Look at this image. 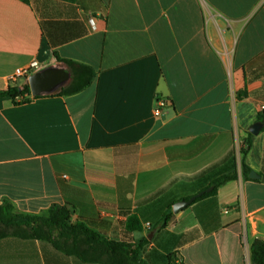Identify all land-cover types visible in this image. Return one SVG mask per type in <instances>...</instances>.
Instances as JSON below:
<instances>
[{"label": "crops", "instance_id": "crops-1", "mask_svg": "<svg viewBox=\"0 0 264 264\" xmlns=\"http://www.w3.org/2000/svg\"><path fill=\"white\" fill-rule=\"evenodd\" d=\"M56 57L96 76L71 95L0 96V204L38 215L74 201L73 223L146 239L149 264H252L264 181L241 163L264 176V131L240 150L264 109V0H0V92L27 83L11 76L32 60L66 67ZM129 214L140 230H126ZM0 264L99 263L7 236Z\"/></svg>", "mask_w": 264, "mask_h": 264}, {"label": "trees", "instance_id": "trees-1", "mask_svg": "<svg viewBox=\"0 0 264 264\" xmlns=\"http://www.w3.org/2000/svg\"><path fill=\"white\" fill-rule=\"evenodd\" d=\"M26 2L27 0H21ZM58 61L66 65L71 72V80L62 87L57 95H71L90 86L96 76L94 70L84 64L61 59ZM9 96L14 101L20 98V102L27 101L31 96L27 83L21 87H9L0 92V96ZM33 97V96H32ZM39 96H34L36 98ZM257 120L262 123L264 131V109L258 113ZM253 135L247 132L244 145L241 147V154L245 156L249 151ZM242 175L248 178L251 169L242 160ZM236 178V174L221 175L213 179L206 187L212 190L197 197L193 202L212 195L216 189L229 180ZM206 188L202 189L205 190ZM64 186H62V191ZM190 197H186L188 199ZM70 206L52 205L47 212L48 217H39L34 214L14 212L12 203L3 201L0 204V239L13 236L22 239H37L49 242L56 250L65 255H73L82 262L99 264H149L142 259L143 247L146 239H142L137 245L127 241H116L103 238L98 233L87 227L82 222H72L73 209L77 203L67 200ZM171 210V207L169 208ZM171 212L164 214L157 224L158 228H165ZM126 230L131 232L141 229V223L135 215L129 214L126 221ZM56 232V233H55ZM250 259L252 264H264V238H256L250 244Z\"/></svg>", "mask_w": 264, "mask_h": 264}, {"label": "water", "instance_id": "water-1", "mask_svg": "<svg viewBox=\"0 0 264 264\" xmlns=\"http://www.w3.org/2000/svg\"><path fill=\"white\" fill-rule=\"evenodd\" d=\"M71 80V72L63 66H48L35 71L27 79L30 94L34 96L50 95L57 93L62 87L67 85ZM262 123L256 121L248 127V132L252 135H256L262 129ZM251 179H261L264 181V176H260L254 171L249 173ZM212 190V187H208L188 199H183L175 202L172 205L173 213L179 212L191 204L197 197Z\"/></svg>", "mask_w": 264, "mask_h": 264}, {"label": "built area", "instance_id": "built-area-1", "mask_svg": "<svg viewBox=\"0 0 264 264\" xmlns=\"http://www.w3.org/2000/svg\"><path fill=\"white\" fill-rule=\"evenodd\" d=\"M90 23L93 25L94 27V21L93 19H90ZM40 66L37 60H32L29 65H27L26 67L23 68H19L17 69L14 74L11 76V80H16L19 78H23L25 81H27L28 77L33 74L35 71L39 70ZM159 106H163V103H161L160 101H158ZM160 110L156 109V114L159 115ZM148 226V224H147Z\"/></svg>", "mask_w": 264, "mask_h": 264}, {"label": "rangeland", "instance_id": "rangeland-1", "mask_svg": "<svg viewBox=\"0 0 264 264\" xmlns=\"http://www.w3.org/2000/svg\"><path fill=\"white\" fill-rule=\"evenodd\" d=\"M14 212H17L16 210H14ZM39 217H48L49 216V213L47 212V211H45V212H42V213H40L39 215H38ZM1 232V231H0ZM56 233V232H55Z\"/></svg>", "mask_w": 264, "mask_h": 264}]
</instances>
